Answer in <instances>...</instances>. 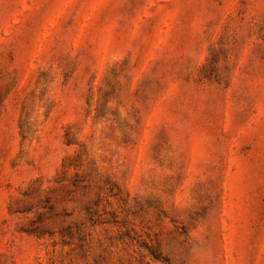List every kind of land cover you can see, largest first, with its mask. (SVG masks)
Wrapping results in <instances>:
<instances>
[{"label":"rangeland","instance_id":"1","mask_svg":"<svg viewBox=\"0 0 264 264\" xmlns=\"http://www.w3.org/2000/svg\"><path fill=\"white\" fill-rule=\"evenodd\" d=\"M0 264H264V0H0Z\"/></svg>","mask_w":264,"mask_h":264}]
</instances>
